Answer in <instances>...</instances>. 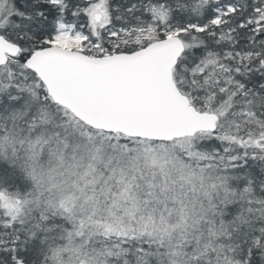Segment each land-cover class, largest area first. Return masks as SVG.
Segmentation results:
<instances>
[{
    "label": "snow or ice",
    "instance_id": "snow-or-ice-1",
    "mask_svg": "<svg viewBox=\"0 0 264 264\" xmlns=\"http://www.w3.org/2000/svg\"><path fill=\"white\" fill-rule=\"evenodd\" d=\"M0 264H264V0H0Z\"/></svg>",
    "mask_w": 264,
    "mask_h": 264
}]
</instances>
